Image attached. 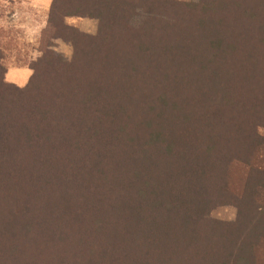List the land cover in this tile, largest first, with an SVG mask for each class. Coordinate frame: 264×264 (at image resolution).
<instances>
[{
	"label": "trees",
	"instance_id": "1",
	"mask_svg": "<svg viewBox=\"0 0 264 264\" xmlns=\"http://www.w3.org/2000/svg\"><path fill=\"white\" fill-rule=\"evenodd\" d=\"M41 34L23 86L0 47V264H264V0H52Z\"/></svg>",
	"mask_w": 264,
	"mask_h": 264
},
{
	"label": "rangeland",
	"instance_id": "2",
	"mask_svg": "<svg viewBox=\"0 0 264 264\" xmlns=\"http://www.w3.org/2000/svg\"><path fill=\"white\" fill-rule=\"evenodd\" d=\"M39 18L40 15L37 14ZM140 18L134 20L136 25L140 24ZM67 22L77 27L83 33L95 35L98 32L99 21L95 17L89 16H71L67 18ZM47 23V21H46ZM46 24L44 25V27ZM42 27V29L44 28ZM41 29V31H42ZM41 31L35 29L34 34H25L20 28L15 27V23L0 21V47L3 52V62L8 70L13 68L10 64L30 63L36 60L40 55V39ZM51 48L59 54H63L68 59L73 54V46L60 38L52 39ZM213 218L222 221H234L237 216V207L233 204L218 205L212 210Z\"/></svg>",
	"mask_w": 264,
	"mask_h": 264
},
{
	"label": "crops",
	"instance_id": "3",
	"mask_svg": "<svg viewBox=\"0 0 264 264\" xmlns=\"http://www.w3.org/2000/svg\"><path fill=\"white\" fill-rule=\"evenodd\" d=\"M52 0H0V21L15 23L25 34L41 31L46 24ZM37 14L40 17H37ZM13 68L6 73V79L20 86L25 85L32 69L28 63L10 64Z\"/></svg>",
	"mask_w": 264,
	"mask_h": 264
}]
</instances>
